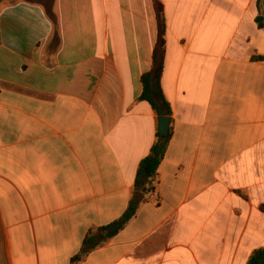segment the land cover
<instances>
[{"label":"crops","instance_id":"0c3cea01","mask_svg":"<svg viewBox=\"0 0 264 264\" xmlns=\"http://www.w3.org/2000/svg\"><path fill=\"white\" fill-rule=\"evenodd\" d=\"M160 1L155 191L76 264H246L264 249L261 0ZM156 37L152 0L0 2V264H71L125 212L158 132L139 100Z\"/></svg>","mask_w":264,"mask_h":264},{"label":"trees","instance_id":"16d2710c","mask_svg":"<svg viewBox=\"0 0 264 264\" xmlns=\"http://www.w3.org/2000/svg\"><path fill=\"white\" fill-rule=\"evenodd\" d=\"M1 1L2 0H0V2ZM152 1L157 23V37L151 56V68L141 77L142 92L139 100L147 102L157 118H170L171 109L163 96L160 85L165 55V21L163 7L160 0ZM50 16L51 15H49V17ZM255 22L258 28H264V15L262 14L260 7ZM171 135V126L169 127V132L166 138H160L159 133H156V140L152 145L149 154L138 166L132 196L129 200L127 209L118 220L108 226L90 230L83 241L81 251L71 259V264L80 262L90 251L94 250L121 231L136 215L140 205L145 202V196L155 191L154 184L156 180V171L165 155ZM246 264H264V249L254 251Z\"/></svg>","mask_w":264,"mask_h":264},{"label":"water","instance_id":"95a60500","mask_svg":"<svg viewBox=\"0 0 264 264\" xmlns=\"http://www.w3.org/2000/svg\"><path fill=\"white\" fill-rule=\"evenodd\" d=\"M261 9L264 14V0H261ZM158 122V133L160 138H166L169 132L170 127V118L169 117H159L157 118Z\"/></svg>","mask_w":264,"mask_h":264},{"label":"rangeland","instance_id":"374dc122","mask_svg":"<svg viewBox=\"0 0 264 264\" xmlns=\"http://www.w3.org/2000/svg\"><path fill=\"white\" fill-rule=\"evenodd\" d=\"M261 11H262V9H261Z\"/></svg>","mask_w":264,"mask_h":264}]
</instances>
